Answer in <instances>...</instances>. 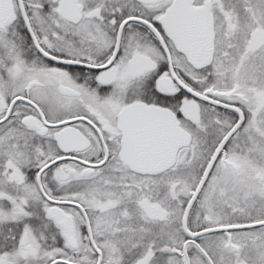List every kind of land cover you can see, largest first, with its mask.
<instances>
[{
  "label": "snow or ice",
  "instance_id": "6c2138e0",
  "mask_svg": "<svg viewBox=\"0 0 264 264\" xmlns=\"http://www.w3.org/2000/svg\"><path fill=\"white\" fill-rule=\"evenodd\" d=\"M0 264H264V0H0Z\"/></svg>",
  "mask_w": 264,
  "mask_h": 264
}]
</instances>
